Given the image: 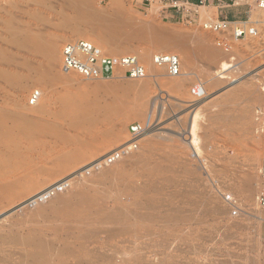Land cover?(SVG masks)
Instances as JSON below:
<instances>
[{"label": "rangeland", "instance_id": "rangeland-1", "mask_svg": "<svg viewBox=\"0 0 264 264\" xmlns=\"http://www.w3.org/2000/svg\"><path fill=\"white\" fill-rule=\"evenodd\" d=\"M246 1L247 19L261 21L254 0ZM209 4L189 24L155 0H0V264H264V220L256 217H264L257 200L264 190V36L206 31L203 20L218 15ZM227 9L220 13L242 15ZM75 39L135 55L148 74L84 80L64 73L62 47ZM201 46L217 51L218 61ZM157 53L179 55L182 75L155 67ZM175 79L181 89L164 87ZM196 84L205 87L202 99L191 93ZM149 119L150 134L134 139L131 127ZM127 144L132 150L122 159L104 162ZM154 181L158 188H149ZM246 183L255 188L251 198ZM81 193L91 207L83 219L50 199ZM19 247L35 251L22 257Z\"/></svg>", "mask_w": 264, "mask_h": 264}, {"label": "built area", "instance_id": "built-area-1", "mask_svg": "<svg viewBox=\"0 0 264 264\" xmlns=\"http://www.w3.org/2000/svg\"><path fill=\"white\" fill-rule=\"evenodd\" d=\"M169 3L170 7L180 15L187 23L196 24L200 18L198 8L205 5V0L197 3L191 0H160ZM256 7L260 11L261 21H251V19L240 20L230 19L221 13L217 17L204 19L202 28L219 35L231 36L235 39L261 38L264 36V27L261 29L259 23L264 25V0H254ZM222 40L218 41L219 45ZM153 63L158 68H164L171 76L182 75V64L179 55L174 53H157L153 57ZM61 70L70 75H78L84 80H102L111 77L140 79L147 76V69L141 60L135 55H111L96 43L86 39H75L67 41L61 52ZM191 93L194 97L202 99L206 96L205 87L196 84L192 87ZM38 93H32L31 103H36ZM33 101V102H32ZM148 124L137 123L131 127V134L134 139L145 132ZM137 141V140H136ZM135 142L133 146H135ZM132 144L123 145L113 151L104 162L115 163L122 159L128 151L132 150ZM131 148V149H130ZM103 162V161H102ZM102 162L96 165H101ZM64 188V187H62ZM61 190V189H60ZM228 202L237 207L236 199L226 194ZM261 208H264V190L257 197ZM236 212V211H235Z\"/></svg>", "mask_w": 264, "mask_h": 264}, {"label": "bare ground", "instance_id": "bare-ground-1", "mask_svg": "<svg viewBox=\"0 0 264 264\" xmlns=\"http://www.w3.org/2000/svg\"><path fill=\"white\" fill-rule=\"evenodd\" d=\"M85 36V35H84ZM89 38V37H88ZM163 43V42H162ZM202 43V42H201ZM204 45V44H203ZM52 48H54L52 45H50ZM102 46H104V48H105V50H107V47L110 49H112L113 50V52H114V50L115 49H113L111 46H108V45H106V44H104V45H102ZM48 47H49V45H48ZM201 47H203V46H201ZM204 48V50H208L209 52V54H210V58H211V60L212 61H216L217 60V58H218V56H219V53L217 52V51H215V50H213V49H211V48H209V46H207V48L205 49V47H203ZM49 49V51L51 50V48H48ZM47 49V50H48ZM56 49V48H55ZM185 49V48H184ZM202 49V48H201ZM54 50V49H53ZM48 51V52H49ZM51 52H53V51H51ZM115 52H116V50H115ZM184 52H186V51H184ZM183 52V54H185ZM189 52V51H188ZM188 52H187V54H188ZM50 53V52H49ZM181 55H182V53H181ZM189 55H190V53H189ZM139 57L140 58H142L143 60H149L150 59V51L149 50H142L140 53H139ZM182 57H183V55H182ZM188 56L186 55V58H187ZM192 54H191V56L189 57L190 58V60L188 61V62H191V63H193L192 62ZM184 58H185V56H184ZM184 58H183V61L182 62H184L185 64H186V66H187V59H189V58H187V59H185V61H184ZM182 59V58H181ZM221 59V58H220ZM141 60V59H140ZM218 61V60H217ZM216 61V62H217ZM154 65V64H153ZM193 65V64H192ZM156 67V66H155ZM192 68V67H191ZM190 71H191V69H190ZM189 71V72H190ZM194 74V73H193ZM159 77V76H158ZM156 79H158L157 77H156ZM159 81V80H158ZM237 81V80H236ZM182 82L183 81H179V80H177V79H175V80H167V81H165V83L163 82V84H164V87L166 88V89H168L169 91L171 90V89H174V88H180V87H182ZM235 82V81H234ZM158 83V82H157ZM141 85H143V84H141ZM145 86V85H144ZM181 89V88H180ZM175 90V89H174ZM173 90V91H174ZM178 91L177 92H180L179 91V89H177ZM168 102V101H167ZM162 103H163V101H162ZM171 103V102H170ZM174 103V102H173ZM176 103V102H175ZM180 103V102H179ZM180 106V105H179ZM161 107V106H160ZM174 107V106H173ZM72 108V107H71ZM180 108H182V107H180ZM167 109V108H166ZM69 110H71V109H69ZM163 110V109H162ZM166 112V111H165ZM163 113H164V111H163ZM167 113V112H166ZM158 116V115H157ZM161 116V115H160ZM148 121H150V122H147L146 121V124H148V126L150 125V123H151V121L152 120H148ZM46 124V122L45 121H43V122H40V123H38V125L36 126V125H33V126H31V129H32V135L33 134H35L34 132V126H36L37 127V129H38V127H40V125L42 126V125H45ZM36 129V128H35ZM39 130H37L36 132H38ZM147 133H149L150 134V131H146L144 134H147ZM144 134H142V135H144ZM41 135V134H40ZM39 136V135H38ZM127 146H129L128 144H127ZM144 147V146H143ZM178 179V178H177ZM161 181V180H160ZM176 181V180H175ZM163 182H164V180H163ZM186 182H187V180H186ZM177 184V183H176ZM181 184V183H180ZM180 184H179V186H180ZM184 184V183H183ZM246 184H249V183H246ZM162 186V185H161ZM177 186H178V184H177ZM185 186H187V184L185 183ZM189 186V185H188ZM247 186V185H246ZM147 187V184L145 185V188ZM148 187L149 188H158V184H157V182L156 181H154V182H150V184L148 185ZM183 187V186H182ZM175 188V187H174ZM183 188H185V187H183ZM187 188H190V187H187ZM175 189H177V188H175ZM254 187H252V184L250 185H248L247 187H245V192L247 193V198H251L252 197V195L255 193V191H254ZM183 190L184 189H182V192H183ZM81 191V190H80ZM174 191V190H173ZM65 191H63V192H61L60 194L62 195L61 197H64V196H68V193L67 194H62V193H64ZM170 192H172V190L170 191ZM179 192V191H178ZM186 192H188V190L186 191ZM190 192H193V190L192 191H189V193ZM184 193V192H183ZM189 193H187V194H189ZM179 194V193H178ZM182 194V193H181ZM180 195V194H179ZM191 194H189V195H186V196H190ZM254 196V195H253ZM52 197V198H51ZM51 197H50V199H52L51 201L53 202V204L57 201V200H59L61 203H62V205H59L58 206V208H60L61 206L62 207H64L65 208V210L66 209H68V216L69 217H71L72 219H74V218H78V219H83L82 218V215H83V213H85L86 211L85 210H88L89 208L91 209V207L88 205V202H87V199H88V196H85L83 193H81V194H79V195H77L76 196V198L75 199H73V198H71V197H69V201H68V198H66L65 200H62L59 196H52L51 195ZM171 197H172V195H171ZM180 197H182L183 198V196L181 195ZM176 198H177V196H176ZM181 198V199H182ZM255 198V197H254ZM187 199V198H186ZM192 199V198H191ZM207 199V198H206ZM205 199V200H206ZM75 200V203L73 204V201ZM168 200H170V199H168ZM193 200V199H192ZM163 202H165V201H163ZM200 202V201H199ZM199 202H197V203H199ZM205 202V201H204ZM147 203H148V201H147ZM150 203V202H149ZM185 203V202H184ZM190 203H193L192 201L190 202ZM201 203V202H200ZM73 204V205H72ZM194 204V203H193ZM205 204V203H204ZM72 205V206H71ZM149 205V204H148ZM182 205H183V203H182ZM93 207V206H92ZM197 207V206H196ZM201 207L202 206H200V210H201ZM175 208H173L172 209V211L174 210ZM219 209V208H218ZM177 210V209H176ZM186 210V209H185ZM200 210H198L199 211V214H200V212H201V214L203 213L202 212V210L200 211ZM209 211H210V208L208 209ZM67 211V210H66ZM65 211V212H66ZM187 211H189V209H187L186 210V212L185 213H188ZM209 211H208V213H209ZM214 211V210H213ZM219 211H221L220 209H219ZM225 211H227V209L225 210ZM232 211V210H231ZM174 212V211H173ZM190 212H191V210H190ZM195 212V211H194ZM205 212H206V210L204 211V214H205ZM218 212V211H217ZM172 213V212H171ZM178 213V212H177ZM207 213V214H208ZM193 214H195V213H193ZM196 214H198V213H196ZM206 214V215H207ZM214 214V213H213ZM219 214H220V212H219ZM221 214H222V212H221ZM220 214V215H221ZM225 214V213H224ZM65 215H67V214H65ZM85 215V214H84ZM175 215H176V212H175ZM190 215H191V213H190ZM205 215V216H206ZM209 215V214H208ZM87 216V215H86ZM187 216V218H188V215H186ZM194 215H192L191 217H193ZM200 216V215H199ZM204 215H203V217H205ZM233 216V215H232ZM65 217V216H64ZM257 217V219H259V220H264V217L263 216H261V215H257L256 216ZM233 218V217H232ZM63 219V218H62ZM192 219V218H191ZM194 219H196V218H194ZM70 221V220H69ZM75 221V220H74ZM79 221V220H78ZM84 221V220H83ZM73 223V222H72ZM84 223V222H83ZM198 223V222H197ZM196 223V224H197ZM200 223V222H199ZM217 223V222H216ZM237 223V222H236ZM86 224V223H85ZM79 225V224H78ZM226 225V224H225ZM86 227V226H85ZM72 228V227H71ZM76 228H77V226H76ZM82 228V227H81ZM80 229V228H79ZM83 229V228H82ZM88 230V229H87ZM91 230V229H90ZM221 230V229H220ZM68 231V230H67ZM70 231V230H69ZM78 231V230H77ZM80 231V230H79ZM91 231H93V229L91 230ZM33 232V231H32ZM36 232V231H35ZM61 232V231H60ZM26 233H28V232H26ZM38 233V232H37ZM45 233H47V232H42V235L41 236H43V234H45ZM29 234H32V233H29ZM57 234V233H56ZM60 234V233H59ZM75 234V233H74ZM47 235V234H46ZM45 235V236H46ZM55 235V234H54ZM61 235V234H60ZM66 235V234H65ZM37 236V235H36ZM49 236H52V234L51 235H48L47 237H48V240H49ZM57 236H58V234H57ZM57 236H55V237H57ZM68 236V235H67ZM47 237H45V238H47ZM36 238V237H35ZM42 238V237H41ZM41 238H39L38 237V239H40V240H43V239H41ZM43 238H44V236H43ZM58 238V237H57ZM37 239V240H38ZM51 239V238H50ZM60 239H62V237L60 238ZM56 240V239H55ZM65 240V239H64ZM63 240V241H64ZM67 240H68V238H67ZM66 240V241H67ZM44 241H46V242H48L46 239H44ZM50 241V244H51V240H49ZM53 241H54V239H53ZM61 242V241H60ZM42 243H44L43 241H42ZM49 243V242H48ZM48 245V244H47ZM58 245V244H57ZM49 246V245H48ZM47 246V247H48ZM69 246H70V244H69ZM47 247H45V248H47ZM73 247V246H72ZM51 248H53L52 246H51ZM44 249V246L43 247H41V249H39V253L38 254H41V250H43ZM48 249H49V247H48ZM68 249V248H67ZM21 252V255H22V257H27V255H29V253H30V255L32 254L31 252L32 251H35V249L34 250H30V248H26V247H19V249H18V252ZM45 251H47L46 249H45ZM68 251L70 252L71 251V253L73 252V249L72 250H69L68 249ZM75 253V252H74ZM35 254V257H38L39 255H37V252L36 253H34ZM72 255H75V254H73L72 253ZM32 256V255H31ZM34 256V255H33ZM43 256H44V254H43ZM41 257V256H40ZM43 258V257H42Z\"/></svg>", "mask_w": 264, "mask_h": 264}, {"label": "crops", "instance_id": "crops-1", "mask_svg": "<svg viewBox=\"0 0 264 264\" xmlns=\"http://www.w3.org/2000/svg\"><path fill=\"white\" fill-rule=\"evenodd\" d=\"M155 1L161 4L162 8L168 9L167 11H169L170 13L169 15L176 13L175 10L170 7L169 3L161 2L160 0H155ZM198 1L199 0H191V2L193 3H197ZM215 2H216L215 0H210V4L206 6L208 8H212V10L216 9V13L218 14L217 16L221 14L220 12H227L228 11L227 8L232 6V7H236L238 11H240V14L242 12V15L239 17L240 20H247V18H251V15L249 13L250 10H248V7H247L249 3L246 0H239V1H236L234 4H227V3L226 4H221V3L215 4ZM243 13H249V15L248 14L245 15ZM212 16L215 17L216 15L213 13ZM230 18L234 19V16L232 15Z\"/></svg>", "mask_w": 264, "mask_h": 264}]
</instances>
